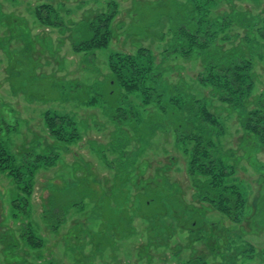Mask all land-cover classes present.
<instances>
[{"label":"rangeland","instance_id":"1","mask_svg":"<svg viewBox=\"0 0 264 264\" xmlns=\"http://www.w3.org/2000/svg\"><path fill=\"white\" fill-rule=\"evenodd\" d=\"M110 1L0 0V154L13 156L14 168L25 152L61 154L51 166L38 167L27 195L24 184L0 170V264H177L197 257L207 264H264V149L243 135L238 112L214 103L225 121L220 147L231 152L224 156L235 164L247 212H253L246 222L233 223L195 199L190 158L172 134L154 138L127 170L119 162L134 160L135 146L114 145L115 126L101 102L81 104L91 96L89 86L97 83L103 93L111 87V54H134L140 46L152 51L168 85L213 101V89L197 82L201 58L162 56L188 0H113V39L95 51L77 52L75 44L91 35L88 21ZM43 4L53 5L63 27L50 25L49 10L37 18ZM234 6L261 14L264 0H231L214 13ZM235 12H226L234 22ZM254 59L257 97L264 92V48ZM48 110L70 116L80 137L61 144L50 137L43 119ZM62 213L63 222L51 231ZM244 245L253 248L250 258L242 256ZM235 248L242 255L232 254Z\"/></svg>","mask_w":264,"mask_h":264},{"label":"trees","instance_id":"2","mask_svg":"<svg viewBox=\"0 0 264 264\" xmlns=\"http://www.w3.org/2000/svg\"><path fill=\"white\" fill-rule=\"evenodd\" d=\"M214 1L204 0L203 3L202 0H188L181 10V17L175 20L170 44L162 50L164 59L171 54L185 59L201 58L197 82L213 89L211 103L205 98L196 97L182 85H168L163 74L156 70L152 51L140 46L134 54H111L109 70L114 79L111 87L103 93L96 91L100 89L97 83L89 86L91 96L81 104L91 106L101 102L104 116L115 126L112 135L114 145L119 143V148L131 144L135 146L134 154L137 156L134 160L128 158L124 164L119 162V166L125 165L127 170L135 165L137 157L152 146L154 138L172 134L175 146L190 158L187 175L195 199L227 217L230 222L241 223L243 220L246 222L253 212L251 209L247 212L249 202L237 184L235 164L224 156L231 152H225L220 147L219 140L226 134L225 121L213 109L214 103L218 102L238 112L243 135L252 144L264 149V92L253 96L256 80L254 56L260 55L261 48H264V11L251 14L250 10H239L234 6L215 15L216 6L224 2L229 4L231 0ZM45 9L52 12L50 25H65L52 4L37 7L35 15L38 19ZM117 9V3L112 0L105 10L88 21L87 28L91 35L75 44L77 52L95 51L113 39L111 23L118 13ZM234 10L235 22L226 13ZM235 25L237 28L232 29ZM164 37L165 34L162 39ZM235 40L244 41L243 45ZM245 50L249 53L246 54ZM43 119L49 136L60 144L80 137L75 122L66 114L48 110ZM133 134L138 137H131ZM60 156L25 152L21 156V165L14 168L15 158L1 153L0 170L8 172L15 182L24 184L23 192L27 195L32 190L38 167L51 166ZM23 166L25 172L22 171ZM22 201L25 203V199ZM61 216L59 220H53L51 231L57 230L63 222L65 214ZM27 235L28 239L32 238ZM243 248V255L241 251L237 253V248L232 254L250 258L248 253L253 248L249 245ZM231 251L228 246L226 252ZM177 264H207V261L197 257Z\"/></svg>","mask_w":264,"mask_h":264}]
</instances>
